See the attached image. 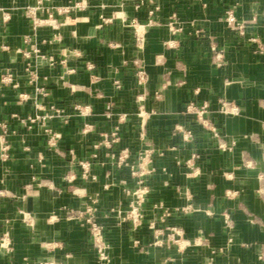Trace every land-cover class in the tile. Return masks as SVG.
I'll list each match as a JSON object with an SVG mask.
<instances>
[{
	"label": "crops",
	"instance_id": "1",
	"mask_svg": "<svg viewBox=\"0 0 264 264\" xmlns=\"http://www.w3.org/2000/svg\"><path fill=\"white\" fill-rule=\"evenodd\" d=\"M139 1L45 0L35 26L27 9L39 0H0V238L11 248L0 247V264H101L67 207L96 208L109 264H264V52L250 40L264 43V0ZM228 10L247 22L245 34L222 20ZM213 45L225 50L221 65ZM221 97L240 113L222 114ZM192 101L209 103L228 148L187 113ZM51 104L64 116L24 125L14 115ZM47 128L59 132L56 147ZM140 185L144 218L134 229L115 210ZM159 204L174 217L162 221ZM151 222L178 224L189 243L155 245Z\"/></svg>",
	"mask_w": 264,
	"mask_h": 264
},
{
	"label": "built area",
	"instance_id": "2",
	"mask_svg": "<svg viewBox=\"0 0 264 264\" xmlns=\"http://www.w3.org/2000/svg\"><path fill=\"white\" fill-rule=\"evenodd\" d=\"M45 0H39L38 4L36 6H29L27 9V15L32 19L33 24L35 26H39L43 23L44 19H42L38 15V9L43 8L45 6H42ZM153 2V0H151ZM143 3V0H140L137 3V6H140ZM75 6H80L79 3H77ZM73 7V6H72ZM47 10L49 11V6H46ZM70 6H65V7H59L58 9L60 11H69ZM155 12V8H152L149 10V14L153 15ZM52 13H50V16ZM177 16L174 14L173 20L169 22L170 29L172 32H178L182 30V27L177 26ZM224 22L227 23V25L232 28L238 30L241 34H245L246 32V26L247 22L246 21H239L237 19V16L233 10H228L226 12V15L222 18ZM153 19L150 18L149 24H153ZM197 34H199V30H197ZM137 40H138V46L141 47L142 45V32L140 30H137ZM250 40L256 44L257 49L260 52H264V43L258 38V37H251ZM212 51H213V60L217 65H221L224 61L225 58V50L223 48H219L217 46H212ZM139 74L140 81L142 79H145L146 74L145 71L143 70H138L137 71ZM30 73V82H36L37 80V74L36 72H29ZM2 81L3 82H11L13 81V73L6 71L2 75ZM38 93H42L46 95L48 91L44 87H37ZM220 102V108L219 111L224 114V115H237L240 113V108L239 106L232 100H229L227 98L221 97L219 99ZM141 112L143 113V107H140ZM209 110V103L208 102H203L202 104H198L196 102H189L186 106V111L187 113H192L195 114L196 117L198 118V121L201 122L204 126L211 128L213 131V134L219 141V146L222 148H228V144L225 142V140L222 138V135L220 132L211 124V121L206 117V113ZM140 112V113H141ZM19 118V120L24 124L28 125V122H33L35 120H43L44 122H47L48 119L53 118L55 116H64L63 115V110L57 106L56 104H51L49 107V110L44 113L43 115H39L36 117H21L18 116L17 114H14ZM67 118V117H64ZM2 124V123H0ZM49 132V139H48V144L51 147H56L59 141V132L52 128H47ZM190 132V131H189ZM113 134V141H116L118 139V136H116V132L112 133ZM3 149L7 150L8 149V144L3 143L2 144ZM122 155L119 156V163L122 164L126 162V158L128 156L127 151H124ZM89 172V164L85 163L84 164V175H87ZM133 174H140V176L143 175L142 171H138L136 169L132 170ZM140 182L142 183V179H140ZM2 193V191H0ZM147 193V188L146 186L140 185L137 188L130 190L129 194L131 195V200L129 203V206L126 209H116L115 212L118 217V222L119 223H124V222H129L134 229L138 228L142 223H143V218H144V211H143V204L145 201ZM161 208H163V212L161 214V220L162 221H167L168 219L174 217V211L171 210L168 207H165L163 204H159ZM86 213V214H85ZM65 214L68 219L70 218H81L83 224H85L89 230L90 234L93 240V245L97 251L98 255V260L101 264H109L111 263V256L109 253V244L105 240V226L101 222H99L96 218V208L90 207L85 211L77 210L75 208L67 207L65 208ZM151 228L153 229L154 232V241L153 243L158 246H171L173 244H176L179 248L184 247L187 245L189 242L186 239L184 235V230L181 226L178 224H169L165 228L157 226L155 222H151ZM0 247L5 248L7 250H10V241H8L7 236H4L0 238ZM40 264H56L54 260H44L41 261Z\"/></svg>",
	"mask_w": 264,
	"mask_h": 264
}]
</instances>
